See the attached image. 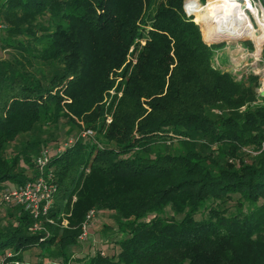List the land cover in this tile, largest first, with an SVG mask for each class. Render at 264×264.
Masks as SVG:
<instances>
[{
	"label": "trees",
	"instance_id": "obj_1",
	"mask_svg": "<svg viewBox=\"0 0 264 264\" xmlns=\"http://www.w3.org/2000/svg\"><path fill=\"white\" fill-rule=\"evenodd\" d=\"M185 1L0 0V203L57 140L37 132L75 136L45 163L57 189L43 226L7 205L0 260L39 246L59 260L42 264H264L259 78L215 65L225 43L204 40ZM92 209L112 214L118 250L73 258Z\"/></svg>",
	"mask_w": 264,
	"mask_h": 264
},
{
	"label": "rangeland",
	"instance_id": "obj_2",
	"mask_svg": "<svg viewBox=\"0 0 264 264\" xmlns=\"http://www.w3.org/2000/svg\"><path fill=\"white\" fill-rule=\"evenodd\" d=\"M196 3L200 6L205 8L207 11H212L216 5H219L222 2H218V3H213L211 7L207 8L204 7L205 5H207V3L209 1H214V0H205L204 3H201L199 0H195ZM255 3V6L259 7L260 4L258 2V0H253ZM252 3V2H251ZM246 3L244 2L243 5H245ZM234 9V8H233ZM184 10L186 13H193V17H194V21L196 19L195 22H197L202 31H203V36H204V40L208 39L204 34L205 33H209L211 32L213 29H215L216 31L219 32V30H226L227 32H231L233 34L237 35H241L244 36V38H241L240 40L236 41V40H232V41H228L225 43V46L223 47V49L219 50L216 55H215V65L219 64L221 61H225L227 64L228 69H230L234 74L240 75L243 72L245 73H250V72H258V74H262V72H264V63H262L258 58V54H261V43H260V48L259 51L256 48L255 42L251 37V34H245L243 32H234V31H230L229 30V21L227 20L229 17V14L226 13H218V14H214L213 16L209 17H202L201 16V11L199 10H191L188 11L186 9V6L184 4ZM238 10H243V12L246 15V21L249 22L250 26L253 28V34L254 35H259L261 33L262 36V41H264V33L263 31L260 30L256 20L258 19L261 23L264 24V21L262 20V18L258 15L255 14V18L253 17L252 12H250L248 10V12L251 13L252 17H248L247 16V9L244 10L243 8L241 9L240 7L235 8V14H237ZM195 13H197L199 15V21H197V16L195 15ZM205 18V20H204ZM207 22V23H206ZM246 22V23H247ZM245 25V24H244ZM219 28V29H218ZM214 30V32H215ZM264 30V29H263ZM213 32V31H212ZM220 32V34L222 33ZM219 34V33H218ZM244 40H248L250 42H252L253 44V50H248L247 48L244 47V45H242L240 43V41H244ZM8 54L7 50H3L0 48V58H5ZM259 78V77H258ZM261 82V79H260ZM68 125L63 126L62 128H60L59 130H57L56 132L53 131V133L51 132V130L46 129L45 131H42L41 133L37 132L36 134L40 135L41 138H50L51 135L53 138H57V140H49L48 141V147H43L45 149H47L49 151L50 154H52L54 152L55 149H57L58 147L56 146H63L65 145V143H68L69 141H72L75 136L72 134H67V132L65 133L66 130H68ZM49 133H48V132ZM83 135V133L81 134ZM51 137V138H52ZM28 137L26 135L20 136L18 137L17 141H15L14 143H12L9 148H8V152H13L16 149V146L23 144L26 139ZM42 148V150H43ZM10 187H16L14 183H10L9 184ZM74 201V198H73ZM70 216V212L68 213H64L61 216V222H60V226L62 228H68V217ZM112 214L110 212H103V213H99L95 216L93 222L90 224V226L88 227V231H87V235L86 237H84V239H79L78 236V243L75 245V247L72 249V257L73 258H78V259H86V256L88 255H93L95 253H97L98 251L102 252L103 250L107 253H114L118 250L117 245L115 244V240H118L120 238L119 235H115V222L113 220V218L111 217ZM197 217L199 218L200 215H197ZM12 218L10 216H8L7 214V205L4 204L3 202L0 203V224L1 225H5L9 222H12ZM108 223V224H113V228L114 230H107L103 224L104 223ZM51 223V222H50ZM43 226L42 220L40 223V228ZM81 234V233H80ZM44 250V248L39 247V246H35L32 247L31 249L25 251L23 253V259H22V264H42L44 261H54L56 263H58V259H51V258H46L48 256V252L46 250H44L43 252L45 253L44 255H42L41 257L38 256V254ZM53 250H56V247H53ZM8 251L5 252V254H7ZM46 256V257H45ZM71 264H79L78 262H73Z\"/></svg>",
	"mask_w": 264,
	"mask_h": 264
},
{
	"label": "built area",
	"instance_id": "obj_3",
	"mask_svg": "<svg viewBox=\"0 0 264 264\" xmlns=\"http://www.w3.org/2000/svg\"><path fill=\"white\" fill-rule=\"evenodd\" d=\"M241 2V0H239ZM255 5L254 1L251 0ZM259 4L260 1L258 0ZM261 6V4H260ZM262 9V6H261ZM263 11V9H262ZM248 17H252L251 13L246 11ZM264 13V11H263ZM187 15H193V13H187ZM207 23V22H206ZM3 25L0 24V29ZM216 33V32H215ZM212 32L208 33V38H214L216 34ZM228 41H226L227 43ZM257 58L264 63L261 58V54H258ZM259 77V86L256 89L259 95L261 90H264V72L258 74V72H250ZM241 74L238 75V78ZM261 79V82H260ZM264 98V97H261ZM50 156L47 149H43L41 155L36 159V164L38 167V174L32 180L27 181L25 184L16 187L5 188L1 193V201L6 205H14L23 208L25 211L29 212L33 219L35 220L30 230L40 229V223L42 218L47 214L51 206L53 205L54 194L56 192L57 186L54 181V174L51 171L45 170V163ZM88 172V170H86ZM96 216V211L94 209L90 210L81 227V234L79 239H84L87 235L88 227L93 222ZM52 223V220H49ZM7 256H11L7 253ZM0 264H18L15 261H5L0 260Z\"/></svg>",
	"mask_w": 264,
	"mask_h": 264
},
{
	"label": "bare ground",
	"instance_id": "obj_4",
	"mask_svg": "<svg viewBox=\"0 0 264 264\" xmlns=\"http://www.w3.org/2000/svg\"><path fill=\"white\" fill-rule=\"evenodd\" d=\"M222 1H223V3L216 5V7L212 11H207L205 8L200 7L196 2L186 3L185 6H186V9L188 11L199 8V10L201 11L202 17H207V16L211 17L214 14H218V13H226V14L230 13L229 17L227 19L230 23L229 24V30L234 31V32H243L245 34H247V33L251 34V37L255 42L256 48L259 51L260 43L262 42L261 33L259 35H254L253 34V28L250 26L249 22L246 21V15L243 12V10H238L237 11L238 13L235 14V8L240 7L241 9L243 8L244 10L247 9V11L249 10L250 12L254 13V15L256 14V15L260 16L262 18V20L264 21V13L261 9V6H259V7L255 6L251 0H241V2L239 0H214L213 2L209 1L207 3V5H205L204 7L209 8V7L213 6L212 5L213 3H218V2H222ZM244 2L246 3L245 5H243ZM204 20H205V18H204ZM214 30L215 29L212 30L213 32L211 31L212 34L215 32H216L215 34H217V33L220 34V32H222V30H219V32L216 30L214 32ZM225 32H226V30H223L222 33H225ZM204 35H206L208 38V33H205ZM241 35H243V34H241ZM205 40H208V39H205Z\"/></svg>",
	"mask_w": 264,
	"mask_h": 264
},
{
	"label": "water",
	"instance_id": "obj_5",
	"mask_svg": "<svg viewBox=\"0 0 264 264\" xmlns=\"http://www.w3.org/2000/svg\"><path fill=\"white\" fill-rule=\"evenodd\" d=\"M187 1V0H186ZM185 1V2H186ZM260 1V4L262 6V9L264 11V0H259ZM241 38H244V36H241V35H233V36H230L226 33H221V34H216V36L214 38H208V40H205L208 44H216V43H221V42H225V41H232V40H240ZM264 42L262 43V46H263ZM262 46H261V49H262ZM259 95L261 97H264V90H261Z\"/></svg>",
	"mask_w": 264,
	"mask_h": 264
},
{
	"label": "crops",
	"instance_id": "obj_6",
	"mask_svg": "<svg viewBox=\"0 0 264 264\" xmlns=\"http://www.w3.org/2000/svg\"><path fill=\"white\" fill-rule=\"evenodd\" d=\"M195 10H198L199 11V8H196ZM27 264V263H26Z\"/></svg>",
	"mask_w": 264,
	"mask_h": 264
}]
</instances>
